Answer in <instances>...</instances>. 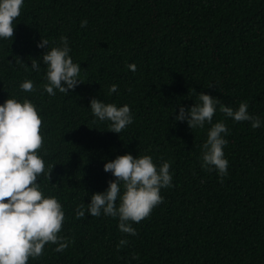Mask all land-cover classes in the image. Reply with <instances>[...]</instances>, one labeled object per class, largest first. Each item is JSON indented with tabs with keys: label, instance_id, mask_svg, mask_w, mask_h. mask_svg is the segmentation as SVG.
<instances>
[{
	"label": "trees",
	"instance_id": "obj_1",
	"mask_svg": "<svg viewBox=\"0 0 264 264\" xmlns=\"http://www.w3.org/2000/svg\"><path fill=\"white\" fill-rule=\"evenodd\" d=\"M13 24V38L0 39V103L36 105L45 161L38 182L61 202L58 235L71 241L61 252L46 244L28 264H264V0H24ZM61 37L83 82L50 96L46 66L33 71L31 60L46 51L40 39L51 49ZM25 79L36 91L19 88ZM201 92L233 109L246 101L262 121L253 129L217 106L212 122L229 129L223 179L201 167L211 125L190 129L173 119ZM94 97L129 105L132 124L110 131L92 115ZM125 153L151 155L158 166L170 161L173 173L163 202L132 223L134 236L118 229V218L86 211L91 194L115 179L103 164ZM80 204L85 216L76 218ZM121 239L127 243L118 247Z\"/></svg>",
	"mask_w": 264,
	"mask_h": 264
},
{
	"label": "clouds",
	"instance_id": "obj_2",
	"mask_svg": "<svg viewBox=\"0 0 264 264\" xmlns=\"http://www.w3.org/2000/svg\"><path fill=\"white\" fill-rule=\"evenodd\" d=\"M23 4L24 0H0V39L13 38L16 26L13 21L20 15ZM86 24V20L81 21L82 27ZM37 46L46 51L31 60L30 68L39 72L41 63L46 66L47 83L43 89L48 95L55 96L57 91L68 94L83 82L80 63L73 61L67 37H61L60 45L51 49L46 39H40ZM128 67L136 70L135 64ZM19 88L24 92L36 91L30 79L20 83ZM117 89L118 85L112 84L109 93H115ZM198 99V103L188 108L178 105L179 111L173 119L186 122L190 129L211 125L202 145L201 167L215 171L223 179L228 175L229 167L224 154L229 129L222 121L212 122L217 106L234 122H251L253 129L261 127L262 121L249 113L246 101L233 109L204 92L199 93ZM89 108L96 120L110 122V131L117 134L133 122L127 104L117 106L94 97ZM41 124L38 109L29 99L8 98L0 103V264H28L30 257L35 259L43 254L46 244L57 245L54 250L61 252L71 242L58 235L65 221L61 202L55 196L44 195L38 182V177L45 173V161L38 152L43 144ZM51 167L53 169L54 165ZM170 168V161H163L158 166L151 155L134 157L125 153L116 156L103 164V170L115 179L108 181L103 192L91 194L90 202L86 204L87 213L94 217L103 214L118 218V229L122 233L136 235L132 223L148 217L163 202L161 190L173 186ZM75 215L76 218L85 216L84 204L77 206ZM126 243L121 239L118 247Z\"/></svg>",
	"mask_w": 264,
	"mask_h": 264
}]
</instances>
